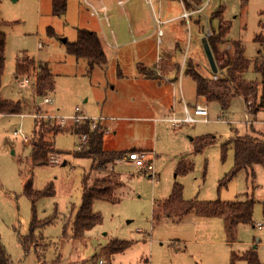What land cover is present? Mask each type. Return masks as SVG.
Listing matches in <instances>:
<instances>
[{"label": "rangeland", "instance_id": "374dc122", "mask_svg": "<svg viewBox=\"0 0 264 264\" xmlns=\"http://www.w3.org/2000/svg\"><path fill=\"white\" fill-rule=\"evenodd\" d=\"M159 1L152 0L151 5L139 1L144 10L141 12L144 27L163 29L166 33L164 41L179 44L184 54L190 56L193 63L199 64L198 71L205 77L211 74L210 68H207V57L202 46L204 35L199 32L198 19L201 17L202 27H210L211 20V27L218 29L219 21L212 19V15L223 9V20L230 27L223 49L230 46L229 52L232 54L231 47L235 42L245 48L244 56L250 61V67L242 77L259 87L258 112L250 114L244 98L235 96L229 99L224 110L218 102L207 103L209 123L200 122L175 129L163 124L126 119L131 115L153 116L156 109L153 106L161 109L160 103L153 100L154 95L135 97L133 102V97L119 86L116 51L106 45L107 66L93 70H90L85 59L68 54L66 42H76L79 30L95 32L104 40L100 34L105 27L108 37L107 26L104 24L102 28L83 0H67L69 11L63 17L53 15L51 0H0V16L6 23L3 32L7 36L1 96L4 100L22 102L27 106L23 113L25 117L0 115V238L10 264H101L100 250L112 240L128 241L132 246L124 253L114 255L109 264H230L233 253L242 257L254 245L258 246L259 258L264 264V228L259 230L252 227L258 224L264 227V167H254V178L251 172L241 171L227 187L219 188L220 181L234 165L232 146L228 148L225 161L222 159V147L238 137L264 135V76L255 69L261 50L255 39L264 35V0H203L205 10L193 17L191 25L180 18L184 13L180 1L163 0L162 24L158 26L154 13L159 11ZM168 5L172 7L171 11L166 10ZM117 13L121 18L120 25L114 23L110 15L111 26L129 27L123 8L116 6ZM173 18L176 19L165 23ZM132 51L133 48L129 53ZM24 58L47 65L53 74L56 90L47 96L52 103L45 104L46 97L37 96L33 79L23 87L21 81L24 77L19 80L15 78L17 63ZM181 82L175 83L177 107L178 104L183 106L180 103L182 86L185 100L193 112L197 100H200L196 84L187 75ZM116 84L118 88L113 91L112 87ZM115 104L139 106L140 112L122 114L116 110ZM102 109H105L104 113ZM77 110L90 120L101 117L107 120L105 142L108 148L114 145L110 143V137L116 132L114 125L119 122L122 129L116 137L121 141L119 149L131 150L134 147L129 144L134 143L153 151L155 173V178H151L140 165L118 164L114 170L122 183L114 193L118 202L95 201L93 211L101 215L102 223L86 232L81 239L74 238L73 226L82 204L84 176L93 164L90 159L74 157L75 153L86 149L84 143L75 134H59L55 149L62 153L52 155L49 166L31 169L28 160L32 141L27 147L22 140V136L32 138L35 122H44L42 128L45 130L55 125L54 121L63 129H71V120ZM34 112L40 116L39 119L33 118ZM176 112L179 115V111ZM49 135L48 138H51L52 134ZM205 136L214 137L215 141L196 154L191 140ZM182 161L192 164L193 171L177 176L176 171ZM97 178L112 177L106 170L92 174V180ZM29 181L38 192L53 184L55 195L40 197L33 202L26 192ZM175 184L183 187L186 201L253 200L254 224L240 226L236 245L228 246L225 243L224 223L220 218L205 220L207 225H211L208 230L203 229L204 226L193 227L191 220L182 224L171 219L153 221L154 204L169 196ZM189 217L201 221V217L195 214ZM34 219L38 223L48 220L52 223L34 230V236L37 239L41 237L43 242L36 239L33 243L35 247L26 252L22 241L32 234ZM236 264L246 263L238 260Z\"/></svg>", "mask_w": 264, "mask_h": 264}, {"label": "trees", "instance_id": "16d2710c", "mask_svg": "<svg viewBox=\"0 0 264 264\" xmlns=\"http://www.w3.org/2000/svg\"><path fill=\"white\" fill-rule=\"evenodd\" d=\"M197 6L203 5V0H192ZM221 10V9H220ZM218 10L212 15V19L219 21L218 29L211 27L212 36L208 38V43L216 59L218 73L212 78L203 76L193 62H189L186 68V75L190 76L195 84L197 96L203 98L207 103L218 102L222 108H225L229 99L235 96H241L245 100L247 111L250 114H256L260 108L258 105L259 87L254 83H249L243 79V74L249 69L250 61L244 54L245 48L239 42L232 45V54L230 50L221 49L224 45L225 37L229 32V23L223 20V9ZM53 15L63 17L67 11V0H53ZM5 22L0 16V115H21L26 111L27 106L22 102H12L4 100L1 96L2 79L6 68V43L7 36L3 32ZM255 41L260 45L258 59L255 69L264 76V35L257 36ZM68 54L78 59H85L93 70L95 67H103L107 64V57L104 52L102 41L99 35L89 30H79L78 39L74 43L66 42ZM230 47V46H229ZM36 73V74H35ZM151 75L152 74H148ZM27 77L31 82L33 79V89L39 98H45L55 91V78L47 65H41L24 58L17 63L15 78L17 80ZM217 77V80L213 79ZM264 97V83H263ZM44 123V122H43ZM43 123L35 122V130L31 138L30 158L28 164L30 168L49 166L52 161V155L61 154V151L55 149V140L59 134H75L84 143L86 149L75 153V158L92 160V168L84 176L82 184V204L75 218L73 226V235L76 239H81L84 234L91 231L102 223L100 214L93 211L95 201H107L111 203L118 202L114 196L115 190L122 186V183L114 178L92 180V174L95 172L106 171L110 165L123 160L126 156L136 153L135 149L127 151H108L104 147L105 131L100 126L92 131L90 121L77 125L69 130L63 129L57 122L49 129L42 128ZM51 135V138L48 136ZM86 136V138H84ZM215 141L214 137L205 136L193 139L194 152L200 153L206 146ZM232 146L234 151V165L230 173L220 181L219 188L227 187L237 174L241 171L251 172L253 178L254 167H264V135L259 137H238L222 147V159L225 161L228 148ZM193 171L190 163L182 161L179 163L176 175H184ZM92 180V181H91ZM26 192L32 197L33 202L40 197H51L55 195L53 184H50L44 191H35L31 186V181L26 184ZM253 200L244 202H199L196 200L186 201L183 198V187L175 184L168 199L154 204L153 221H162L171 219L179 222L183 218L195 214L201 218H220L224 223L226 240L230 244L237 241L238 229L240 226H252L254 215ZM48 220L38 223L37 219L32 223V234L22 241L24 250L29 251L35 247L33 243L37 237L33 232L38 226L51 224ZM43 242V239H37ZM41 244V243H40ZM132 246L131 242L112 240L100 250L101 261L110 263V259L116 255L124 253ZM37 248V247H36ZM238 260L245 261L246 264H262L256 249L245 252L242 257L232 254L230 264H236ZM0 264H10L9 257L0 240Z\"/></svg>", "mask_w": 264, "mask_h": 264}, {"label": "crops", "instance_id": "0c3cea01", "mask_svg": "<svg viewBox=\"0 0 264 264\" xmlns=\"http://www.w3.org/2000/svg\"><path fill=\"white\" fill-rule=\"evenodd\" d=\"M14 1H17V0H14ZM119 1L120 0H83V3L88 8V11L90 13H91L92 8H95L98 10H101L103 7L106 8V18H107L106 21H104L103 14H102L101 19H99L97 17H95V18L101 24L102 28H103V25L105 24L107 26L106 29H109L108 37H107L106 32L104 30L105 27L103 28V30L101 29L102 32L100 35L103 36L104 40H102L101 38L100 39L102 41L105 54H106L105 45L109 49L116 51L117 56L115 58L117 60V63L119 64L118 65V67H119V74H118L119 86L124 90V92L127 95L133 97V99H132L133 102H134L135 97L144 98L145 96L149 97L150 95H154L153 100L159 101V103H160L161 109H160V107H154L153 106L154 109L156 108L155 114L153 116H142V117H140V116H132L131 115L129 118H126V119L137 121L138 123H142V122L149 123L150 122V123H153L156 125L163 124L167 128H175V129H180V128H183L184 126H193V125L198 124V123H196V124L182 123L179 126H176L171 121L173 118L184 119L186 117V110H188V112L191 115H193L194 109L196 108L197 105L208 106L207 102L203 98L198 97L200 100H197V103H196L195 107H193L194 109L192 112V109H190V107H189L190 104L188 105L186 100H185V95H184L182 86H180L182 89L180 92V97H181L180 103H183V106L181 107V105L178 104V107H177V104H176L178 91L176 89L175 83H177V81H179V82L182 81V79L186 75V68H187L188 63L193 62V60L190 59V56L187 57V55L184 54V52H183V50L179 44L173 45L168 40L164 41V38L166 37V33L164 32L163 29H161L163 32V35L160 37L158 34L159 28L144 27V23H143V20L141 18L142 17L141 12H144V10L140 6L139 1H143V3H145L146 0H123L124 1L123 5H119ZM166 1H177V0H166ZM178 1H180V0H178ZM185 1H187V0H185ZM190 1L193 3L192 0H190ZM159 2H158V9H159L158 12H160V15H162L161 6L163 7V0H162L161 5ZM51 4L53 6V0H51ZM116 6L123 8L124 15H125V17H127V20L129 21V24H130L129 27H112L111 26L110 15L112 16V19H114V23L117 22L120 25L119 21H121V18L119 17V13L116 14ZM195 6H197V5H195ZM202 6L203 5L197 6V7L201 8ZM183 7H184V5H183ZM187 7L190 8V6L188 4H187ZM52 10H53V8H52ZM166 10L171 11L172 7H170L168 5V9L166 8ZM67 11H69V5H68ZM197 15H201V14H197ZM197 15H194V16H197ZM182 16H180V18H182ZM193 17H192V19H193ZM154 18H155V16H154ZM175 19L176 18L169 19V20L165 21V23H167V22L170 23ZM192 19L190 22H188V25H191ZM200 19H201V17H199V19H198L199 21H198L197 25L199 27V32H202L204 35V38L202 40V46H203V50L205 52L204 39H206V30L208 28L211 29L212 22L210 20L209 24H211V25H210V27H208L206 29L205 26H203V27L201 26V20ZM155 23H156V20H155ZM185 23H187V21ZM163 25H164V23H163ZM163 25H162V27H163ZM220 46H221V49H223L224 45H220ZM132 48H133V51L131 53H129V51ZM225 48H228V47L225 46ZM229 48H228V50H229ZM106 57H107V63H108L107 54H106ZM197 57L199 58V54H197ZM205 57H207L206 53H205ZM160 58H162L161 61H159ZM199 59H201V58H199ZM199 59H198V61H199ZM207 62H208V59H207ZM193 64L195 66H197V69L199 70V68H200L199 64H197V62H194ZM207 64H208L207 66H209L207 68H210L209 73L211 74L210 77H207V78H212L213 75H216V74L213 73L209 62ZM105 66H107V64ZM105 66H103V67H105ZM120 66H121V69H120ZM148 74H152V76L148 75ZM56 84L57 83L55 82V90H56ZM181 84H182V82H181ZM117 88H118V84H116L115 87H112V90L115 91ZM54 93H55V91H54ZM140 98H138V99H140ZM165 101H167L168 103H164ZM128 105H131V104H128ZM115 107H116V110L118 112H121L122 114L123 113L138 114V112H140L139 106L135 107V105L123 107L122 105H116L115 104ZM159 109H160V111H159ZM222 109L224 110L225 108H222ZM136 110H137V112H135ZM176 110L179 111L180 116L177 114ZM101 112L104 113L105 109H102ZM20 116H22V114ZM97 120H98L99 126L102 129H104V131H105V129H106L105 127H107L105 125V122H107V120L103 119V117H101ZM206 120H207V122H203V123H209L210 122L209 112H208V116H207ZM118 123H116L114 125V130L116 131V132H114V135H112V136L110 135L111 137L109 136L110 137V143H114V145L112 144V146H110V148L107 147L108 145L105 142V141H107L106 140L107 136L105 135L106 137L104 140V147L108 151H127L125 149L124 150L119 149V146H120L119 142L121 143V141L116 140L118 132L122 130L120 128V126L118 125ZM263 126H264V123H263ZM112 128H113V126H112ZM174 133H176V132H174ZM109 137H108V140H109ZM192 141H193V139L191 140V142ZM183 143H185V139H183ZM129 145L134 147L133 149L136 150V153H146V154L154 153L153 151H149L148 148H145L144 146H140L138 144L132 143ZM26 146L29 147L28 144H26ZM125 162L129 166L139 165L138 162L131 161V160H129V157L126 156V158H124L123 160L117 161L115 164L111 165L107 169L109 177H112V178L116 179L117 181L121 182V179L117 175L114 174V170L118 164H126ZM171 192H172V189H171ZM171 192H170V194H171ZM170 194H169V196H170ZM169 196L165 197L162 201L168 199ZM162 201H160V202H162ZM213 219L214 218H211V219L210 218H201V221H194L195 219L188 216L185 219H182L181 221H179L178 223L182 224L184 221H186V222L192 221L193 227L198 228V227L204 226L203 229L208 230V228L211 225H207L205 220H213ZM189 220H191V221H189ZM260 225L261 224H258V225L252 226V227H253V229L258 228L259 230H263L264 227L260 229L259 228ZM0 240H1V238H0ZM256 242L259 243V239H257ZM225 243L227 244L228 242H225ZM228 244H229L228 246H235L236 245L235 243L234 244L228 243ZM252 249H256L258 252V246L257 245H254V247Z\"/></svg>", "mask_w": 264, "mask_h": 264}, {"label": "built area", "instance_id": "2783aa9c", "mask_svg": "<svg viewBox=\"0 0 264 264\" xmlns=\"http://www.w3.org/2000/svg\"><path fill=\"white\" fill-rule=\"evenodd\" d=\"M182 2V4L184 5V13L182 16V19H184L185 21L190 22L192 17L194 15L197 14H202L203 10L205 9L204 7H197L195 6L190 0H180ZM210 1V0H208ZM146 2L151 5L152 4V0H146ZM160 5L162 4V0H160ZM124 1L120 0L119 1V5H123ZM187 4L190 6L187 7ZM102 14L104 17V21L107 20L106 18V8L103 7L101 10L92 8L91 9V15L93 17H97L99 19L102 18ZM155 16V20L157 21L156 24L161 25L162 21H161V15L160 12H155L154 13ZM158 34L161 37L163 35V32L161 29H158ZM212 36V32L210 30V28L206 31V39L208 40L209 37ZM162 58L159 59V61H161ZM215 80H217V77L214 78ZM22 86L25 87V85L30 83V80L25 77L22 79ZM53 101L51 99H49L48 97H46L44 99V103L45 104H50ZM208 107L206 105H197L196 108L194 109V114L191 115L188 110H186V117L184 119H176L173 118L171 121L174 125L179 126L182 123H186V124H196V123H200V122H207L206 118L208 116ZM34 119H39L40 116H38L37 113L34 112V114L32 115ZM22 117H25L24 114H22ZM73 121V124H71V128H75L77 125L79 124H83L85 122L90 121L92 123L91 125V129L92 131H95L98 127H99V123L97 119L94 120H90L88 119L85 115L81 114L79 112V110H77V114L75 115V117L71 120ZM62 122H64L62 120ZM247 123H250L247 121ZM64 123H62V125H64ZM16 135H18V133H16ZM86 138V136L84 137ZM22 140L24 141L25 144H28L30 146L31 144V139H29L28 137L22 136ZM153 156L154 153L151 154H146V153H133L128 155L127 157H129V160L131 161H136L138 162V164L141 166L142 170L147 172L148 174H150L151 178H155V173H154V168H153ZM126 158V157H125ZM149 159V160H148ZM259 228H263V225H260ZM101 264H105L103 261H100Z\"/></svg>", "mask_w": 264, "mask_h": 264}, {"label": "water", "instance_id": "95a60500", "mask_svg": "<svg viewBox=\"0 0 264 264\" xmlns=\"http://www.w3.org/2000/svg\"><path fill=\"white\" fill-rule=\"evenodd\" d=\"M204 49H205V53H206L208 62L210 64V67H211L213 73L217 74L218 73V66H217L216 60L214 58L213 52L211 50V47H210L207 39H204Z\"/></svg>", "mask_w": 264, "mask_h": 264}]
</instances>
